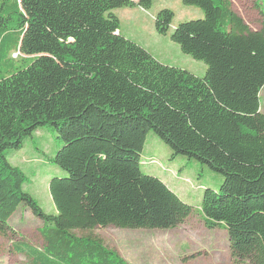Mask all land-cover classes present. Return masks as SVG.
I'll return each mask as SVG.
<instances>
[{"label":"trees","instance_id":"obj_1","mask_svg":"<svg viewBox=\"0 0 264 264\" xmlns=\"http://www.w3.org/2000/svg\"><path fill=\"white\" fill-rule=\"evenodd\" d=\"M153 2L0 0V234L21 206L40 218L44 245H14L31 264H131L93 230L171 229L191 216L141 167L151 129L174 156L224 174L204 192L205 224L227 230L235 264H264V10L253 30L232 0H183L204 18L182 22L171 38L208 65L199 77L122 34L114 11ZM174 16L162 9L157 31L166 34ZM44 126L63 141L49 160L69 173L50 182L54 213L7 158Z\"/></svg>","mask_w":264,"mask_h":264},{"label":"rangeland","instance_id":"obj_2","mask_svg":"<svg viewBox=\"0 0 264 264\" xmlns=\"http://www.w3.org/2000/svg\"><path fill=\"white\" fill-rule=\"evenodd\" d=\"M232 4L237 20L246 22L253 30L261 28L264 0H232ZM165 8L173 10L175 16L169 31L162 34L156 29V16ZM114 12L120 18L122 34L146 47L160 61L187 69L199 77L206 75L208 65L184 53L171 38L175 27L182 22L204 18L201 8L186 5L183 0H154L148 10L136 4ZM261 96L264 111V88ZM62 145L55 129L44 126L26 137L22 148L7 152L8 160L27 176L25 190L48 213L56 210L50 192L51 180L69 175L49 160ZM141 160V167L147 174L163 180L192 207L191 216L171 229L108 226L96 227L93 232L131 264H235L227 230L209 229L201 214L205 190L219 189L225 180L224 174L193 157L174 156L171 146L153 129L148 132ZM10 224L12 230L0 234V264H31L14 245L27 243L42 247V220L21 206L10 218Z\"/></svg>","mask_w":264,"mask_h":264},{"label":"crops","instance_id":"obj_3","mask_svg":"<svg viewBox=\"0 0 264 264\" xmlns=\"http://www.w3.org/2000/svg\"><path fill=\"white\" fill-rule=\"evenodd\" d=\"M136 1V0H135ZM138 1V0H137ZM254 30H258V29H254Z\"/></svg>","mask_w":264,"mask_h":264}]
</instances>
